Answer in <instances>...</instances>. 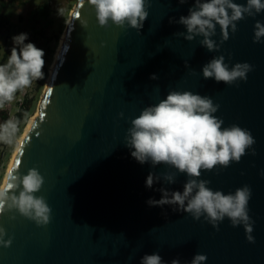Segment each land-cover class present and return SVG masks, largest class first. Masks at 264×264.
<instances>
[{
	"label": "water",
	"instance_id": "1",
	"mask_svg": "<svg viewBox=\"0 0 264 264\" xmlns=\"http://www.w3.org/2000/svg\"><path fill=\"white\" fill-rule=\"evenodd\" d=\"M147 2L148 16L138 33L111 21L107 28L99 26L87 0L76 1L38 115L11 167L20 174L36 167L44 177L35 195L45 197L51 222L38 227L18 213L0 214L4 238L12 237L10 247H0V264H140L153 253L163 264L173 259L191 264L196 254L206 255L203 264H264V38L253 42L254 24H264V10L245 14L223 44L217 25L210 39L219 50L209 51L200 43L202 35L187 40L178 23L196 0ZM220 55L229 68L253 65L247 80L229 86L204 79L203 66ZM152 74L157 79H150ZM170 90L208 96L219 105L214 115L223 119L222 127L236 124L254 137L255 155L246 150L239 162L202 170L197 178L224 194L250 187L254 243L246 240L243 226L233 227L227 218L217 231L203 216L194 220L174 211L177 205L146 203L161 198L154 189L182 192L188 179L170 165H141L124 144L131 120ZM150 172L158 177L152 189L145 187ZM165 172L175 174L174 183L163 179Z\"/></svg>",
	"mask_w": 264,
	"mask_h": 264
},
{
	"label": "clouds",
	"instance_id": "2",
	"mask_svg": "<svg viewBox=\"0 0 264 264\" xmlns=\"http://www.w3.org/2000/svg\"><path fill=\"white\" fill-rule=\"evenodd\" d=\"M178 2L185 3L186 0ZM87 3L93 7L98 25L104 28L111 21L121 29L132 28L139 33L148 16L147 0H87ZM262 10L264 0H246V4L233 0H196L195 7L189 8L188 15L181 16L178 23L184 25L189 34L184 36L185 39L192 40L194 35H202L204 38L200 43L209 51H218L219 45L210 39L215 35L217 25L222 34L220 43L223 44L229 39V29L235 33L236 22L244 19L245 14L252 16ZM62 13L63 9L58 8V14ZM80 23L85 26V21L81 20ZM262 38L264 24L256 21L253 42L259 43ZM11 39L13 47L7 61L0 64V109L12 103L18 92L44 79V51L31 42L25 43L27 33H20ZM224 59L220 55L205 64L202 68L203 78H212L217 83L223 82L229 86H238L239 81L247 80V73L253 70V65L235 63L229 68ZM150 79L155 80L157 76L152 74ZM218 108L219 105L214 104L208 96L170 90L165 98L145 107L131 120L124 144L131 150V157L141 165H170L188 177L182 192L154 189L161 193V198L156 200L150 197L146 201L150 207L177 205L174 211L189 213L194 220H200L203 216L204 221L217 231L218 224L227 218L231 226H243L246 240L254 243L251 235L254 221L248 215V202L252 195L250 187L244 185L234 193L224 194L209 188L207 185L210 181L197 179L202 170L213 171L218 165L227 168L230 163L239 162L246 150L250 149L251 155H255L252 148L255 139L250 131L236 124L222 127L223 119L214 115ZM119 115L123 116V113ZM19 123L14 118L0 123V143L13 145L15 142L19 149ZM162 175L165 181L174 183V173L165 172ZM7 176V182L0 187V214L15 212L38 227L47 226L51 222L52 209L45 197L35 195L44 184V177L38 169L32 167L26 174H20L13 168ZM157 179L150 172L145 179V187L152 189ZM9 219H15V215L9 216ZM5 236V229L0 226V247L8 248L12 244V237L5 239ZM206 259V255L196 254L191 264H203ZM140 264H163V261L159 254H145ZM170 264L180 262L173 259Z\"/></svg>",
	"mask_w": 264,
	"mask_h": 264
},
{
	"label": "rangeland",
	"instance_id": "3",
	"mask_svg": "<svg viewBox=\"0 0 264 264\" xmlns=\"http://www.w3.org/2000/svg\"><path fill=\"white\" fill-rule=\"evenodd\" d=\"M76 1L77 0H0V45L7 49L13 47L11 37L20 33H27L29 28L28 16L32 10L44 3H47L49 9L51 10V14L49 16L51 22L49 26L43 28V23L42 25L37 26V39L33 43L37 48L42 49L44 53L53 49V55L47 67V77L43 80L41 88L37 89V84L40 81L38 80L33 82L32 86L25 90V96L31 102L29 106V118L34 115L38 109V103L43 94L46 80L48 78L49 68L52 65L60 38L65 30ZM58 8L63 9V13L61 15L58 14ZM23 128L21 130V134L23 132ZM15 144V142L13 145L0 143V145L3 146L4 154L0 161V186Z\"/></svg>",
	"mask_w": 264,
	"mask_h": 264
},
{
	"label": "trees",
	"instance_id": "4",
	"mask_svg": "<svg viewBox=\"0 0 264 264\" xmlns=\"http://www.w3.org/2000/svg\"><path fill=\"white\" fill-rule=\"evenodd\" d=\"M0 13H1V8H0ZM51 14V10L48 7L47 3L41 4L37 6L34 10H32L29 13L28 20H29V28L27 31V40L25 43H34V41L37 39L36 33H37V26L42 25L43 23V28L49 26L51 20L49 18ZM58 38V36H57ZM10 49L3 48V46L0 45V64L5 63L7 61L8 55L10 54ZM53 53V49H50L45 53L43 59L45 61L44 67L42 69L44 73V79L47 77V67L48 64L50 63L51 57ZM40 80L37 84V89L41 88L43 80ZM21 92H18L16 97L20 94ZM30 100L25 97L23 106L19 109V111L15 114L14 119L18 120L19 123V132L17 133V137L21 134V130L23 126L25 125L26 121L28 120L30 116L29 112V106H30ZM2 115V122L7 120V114L5 112H1Z\"/></svg>",
	"mask_w": 264,
	"mask_h": 264
},
{
	"label": "bare ground",
	"instance_id": "5",
	"mask_svg": "<svg viewBox=\"0 0 264 264\" xmlns=\"http://www.w3.org/2000/svg\"><path fill=\"white\" fill-rule=\"evenodd\" d=\"M72 11H73V10H72ZM71 13H72V12H71ZM69 21H70V19L68 20V22H69ZM63 38H64V32H63V34H62V36H61V38H60V42H59V45H58L57 50H56V52H55V55H54V59H53L52 65H51L50 68H49V72L51 71L52 66H53V64H54V62H55V60H56V57H57V55H58L59 48H60V45L62 44ZM37 115H38V109H37V111L35 112V114L32 115V116L29 118V120L27 121L26 125H25L24 128H23V132H22V134H21V135L19 136V138L17 139L18 142H19V143H18V148H19V146H20V144H21V142H22V140H23L25 134H26V133L29 131V129H30V123L33 121V119H34ZM17 151H18V149H17V144H15V147H14L13 153H12V155H11V157H10L9 162H8V165H7V168H6V172H5V175H4V178H3V180H2V183H1V186H0V187H3L4 184H5V180H6V178H7V173L11 170V167H12V165H13V162H14V159H15V156H16Z\"/></svg>",
	"mask_w": 264,
	"mask_h": 264
},
{
	"label": "built area",
	"instance_id": "6",
	"mask_svg": "<svg viewBox=\"0 0 264 264\" xmlns=\"http://www.w3.org/2000/svg\"><path fill=\"white\" fill-rule=\"evenodd\" d=\"M26 93L25 91L21 92L12 103L7 104L3 109H0V123L2 122L1 112H5L7 114V120L14 118L15 114L19 111V109L23 106ZM3 146L0 145V161L3 157Z\"/></svg>",
	"mask_w": 264,
	"mask_h": 264
}]
</instances>
